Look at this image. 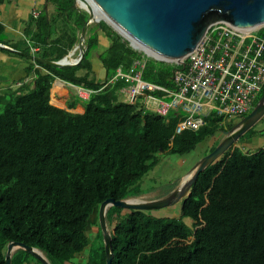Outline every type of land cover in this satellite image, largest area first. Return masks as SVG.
<instances>
[{"label":"trees","instance_id":"trees-1","mask_svg":"<svg viewBox=\"0 0 264 264\" xmlns=\"http://www.w3.org/2000/svg\"><path fill=\"white\" fill-rule=\"evenodd\" d=\"M21 1L0 0V44L6 46L0 52L24 63L15 86L0 90V264L11 241L38 248L50 264H106L100 203L147 193L144 176L161 152L189 154L236 122L210 112L198 129L175 133L177 112L164 117L145 108L140 97L123 101L126 81L111 80L117 68L128 72L142 61L143 80L170 87L173 70L182 64L147 56L102 20L88 25L77 64L57 67L31 59L30 54L46 60L66 55L88 13L74 0H43L34 17V8ZM19 11L25 17L7 25L5 16ZM258 33L264 35V26ZM96 57L100 70L93 66ZM55 78L93 90L82 113L50 102ZM263 92L264 86L259 99ZM180 202L177 218L110 206L111 264H264V147L244 152L230 146L198 174ZM92 216L96 246L88 234ZM10 264L42 263L18 248Z\"/></svg>","mask_w":264,"mask_h":264},{"label":"water","instance_id":"water-1","mask_svg":"<svg viewBox=\"0 0 264 264\" xmlns=\"http://www.w3.org/2000/svg\"><path fill=\"white\" fill-rule=\"evenodd\" d=\"M78 2V0H74ZM105 17L95 18L93 10L83 7L88 18L80 32L77 44L62 58L46 60L30 54V58L53 66H71L84 56L86 29L92 22L101 20L125 38L129 44L147 56L166 62L182 64L202 40L209 25L228 22L242 28L264 26V0H92ZM79 3V2H78ZM0 46L6 47L0 44ZM8 49H12L7 47ZM78 51L74 61H65ZM264 116V92L256 105L240 118L219 141L215 148L204 155L179 185L161 198L146 201H130V198H107L98 207V222L103 232L106 264H111L113 253L111 237L107 230L106 213L110 206L152 210L181 201L188 193L198 174ZM22 248L38 258L42 264H50L45 255L35 247L11 241L7 244L5 264H10L12 253Z\"/></svg>","mask_w":264,"mask_h":264},{"label":"built area","instance_id":"built-area-1","mask_svg":"<svg viewBox=\"0 0 264 264\" xmlns=\"http://www.w3.org/2000/svg\"><path fill=\"white\" fill-rule=\"evenodd\" d=\"M38 13L36 8L32 10L34 17ZM259 28L221 21L209 25L196 48L183 59L182 67L173 70L170 87L143 80L144 62L139 60L128 72L117 68L111 80L126 81L120 88L125 102L140 97L145 108L158 115L177 112L175 133L198 129L210 112L241 118L264 86V35L258 33ZM75 89L81 99H87L93 91L80 86ZM156 91L162 94L154 95Z\"/></svg>","mask_w":264,"mask_h":264},{"label":"rangeland","instance_id":"rangeland-1","mask_svg":"<svg viewBox=\"0 0 264 264\" xmlns=\"http://www.w3.org/2000/svg\"><path fill=\"white\" fill-rule=\"evenodd\" d=\"M36 1L39 4V0H36ZM76 4L77 6H79L78 2H76ZM94 23L95 22H92L91 24H94ZM109 26L111 27V25ZM77 52L78 51L76 50L75 54H73V57L76 56ZM260 92L257 94L252 108L258 102ZM226 118H227L226 120L224 119L225 121H230L232 123H235L240 119V117H237L235 115L227 116ZM261 130H263L264 132V116L261 119H259L251 127V130L249 131L247 130L245 132L246 133L244 135L245 138L242 140L239 139L235 143V146L240 147L244 152H251L261 147H264V134L260 135L258 133V131H261ZM224 136H225V132L220 130L214 136L199 143L196 146L195 150L183 156L172 155V154L168 155V154L161 152L159 154V156H161L160 161L153 169H151L144 176V179H143L144 180L143 188L145 189L146 192L147 191L148 192L147 193L144 192V194L138 195L136 197H130V199L136 200V201H146V200H151L154 198H161L169 194L173 189H175L179 185V183L182 181L183 178H185L186 175L192 172L194 165L204 156L206 149L209 146L214 145L216 141L221 140ZM180 207H181V202L177 201V202H174L170 205H167L161 208L152 209V212L154 213V215H157V216H167V217L177 218L180 214ZM183 220L185 222H190V219L187 217H183ZM91 221H93V223L89 227L88 234L89 236H91V242L96 246V243H95L96 240H94L93 237L95 236L97 232V226H96L97 219L94 216H92ZM85 257H86V251L78 254L76 256V261L78 263H81L82 260L85 259Z\"/></svg>","mask_w":264,"mask_h":264},{"label":"crops","instance_id":"crops-1","mask_svg":"<svg viewBox=\"0 0 264 264\" xmlns=\"http://www.w3.org/2000/svg\"><path fill=\"white\" fill-rule=\"evenodd\" d=\"M23 5L25 7L28 6L29 8L33 7L40 9L41 6H43V0L42 1L39 0V4L37 3L36 0H24ZM47 7H48V11L51 12V9L49 8L50 6L47 5ZM29 8H27V12ZM20 17H25V13L20 15V11H19L17 14L11 13L8 16L6 15L5 18L7 25L12 26L14 24L13 22H15V18L16 19L18 18V22H19ZM18 27L21 29L23 27V24L22 23L20 25L18 24ZM86 37L87 36H85V38ZM103 44H105L104 41L102 42L101 48H103ZM93 66L96 70L101 69V65L97 61V57L93 59ZM23 67H24V63L19 58L0 52V90L5 89L10 85L15 86V83L13 84V82H15V80H18L19 77L24 75ZM26 79L28 80V77L25 78V80ZM75 86L76 85L66 82L60 78H55V80L52 83V87L50 89V102L57 107L65 108L71 112L82 113L84 111V105H83L84 99H81L77 95ZM69 103H71L70 107H69Z\"/></svg>","mask_w":264,"mask_h":264},{"label":"bare ground","instance_id":"bare-ground-1","mask_svg":"<svg viewBox=\"0 0 264 264\" xmlns=\"http://www.w3.org/2000/svg\"><path fill=\"white\" fill-rule=\"evenodd\" d=\"M79 4L82 5L83 7L89 8L93 10V15L95 18H100V17H105L104 14H102V12H100V10L95 6V4L93 3L92 0H78ZM76 58V57H75ZM75 58H73L72 56L68 57L65 59V61H74ZM56 85V84H55ZM57 86V85H56ZM60 91V90H59ZM61 93V92H60ZM54 99V98H53ZM57 101V100H56ZM54 102V101H53ZM60 103V102H59ZM130 201H136V200H132L130 199Z\"/></svg>","mask_w":264,"mask_h":264}]
</instances>
